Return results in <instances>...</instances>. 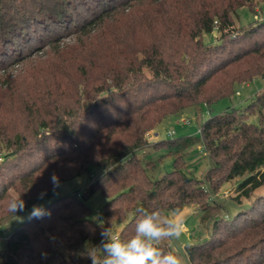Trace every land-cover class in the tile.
Here are the masks:
<instances>
[{"label": "trees", "instance_id": "trees-1", "mask_svg": "<svg viewBox=\"0 0 264 264\" xmlns=\"http://www.w3.org/2000/svg\"><path fill=\"white\" fill-rule=\"evenodd\" d=\"M252 1L0 0V70L49 47L61 53L76 45L72 49L81 53L89 49H83L88 39L91 45L128 8L133 29L151 38L137 52L120 50L119 58L114 46L123 44L117 33L108 31L109 37L101 40L105 59L96 63L104 86L93 88L103 94L93 101L72 100L76 89L69 96L56 86L25 99L19 110L36 118L13 133L9 152L0 157L8 159L0 164V230L14 216L8 211L14 198L9 185L26 210L52 198L61 182L90 166L103 171L83 194L53 198L40 214L17 226L0 248V264H91L87 251L100 245L102 228L90 219L85 200L98 189L108 198L102 226L113 229L115 222H125L121 235L128 239L138 208L165 213L196 203L203 220L212 218L205 179L216 190L245 175L236 198L250 197L264 185V89L242 108L211 114L201 124L200 137L159 140L156 146L174 157L173 169L161 177H151L149 163L138 153L149 143L147 132L166 116L229 96L235 82L264 75V18L238 30L234 26L233 13ZM214 30L222 33L218 42L205 43L203 34ZM232 34L234 38H225ZM83 58L82 68L95 65L93 57ZM44 108L52 109L51 118L39 117ZM251 115L258 116V123L249 121ZM198 142L211 160L205 179L179 167L186 150ZM6 168L13 172L2 174ZM128 211L134 213L127 219ZM160 247L175 252L171 245ZM185 251L189 264H264V193L231 217H215L210 235Z\"/></svg>", "mask_w": 264, "mask_h": 264}, {"label": "rangeland", "instance_id": "rangeland-1", "mask_svg": "<svg viewBox=\"0 0 264 264\" xmlns=\"http://www.w3.org/2000/svg\"><path fill=\"white\" fill-rule=\"evenodd\" d=\"M248 5H253V8ZM128 10H130V8L125 9V13L119 17V20L111 21L110 24V29L118 34L119 41H121V45L123 44L119 47L114 46L116 53L117 51L119 53L116 54L119 58L123 57L122 54L124 53H120V50L125 52L134 50V52H137L141 43L151 39L148 37L147 33L141 35V32L133 29V25L131 24L133 21L130 19L129 13L127 12ZM134 15H136V11H134ZM233 17L236 30L240 28L239 26L250 25L257 19L264 18V0H253L250 4L246 3L245 6L238 8L236 13H233ZM215 25L218 24L215 22ZM110 29H106L103 34L98 33V36L93 37L91 39V45H89L90 42L88 41H90V39H88L86 41L87 43L83 45V49H86L88 46L89 49L81 53L76 52L77 48L72 49V47L76 45H70L67 51L61 53H53L49 47L37 51V54L19 63L12 64L0 70V157L9 152L13 133L17 130H24V122L36 118L34 117L36 114L32 115L30 112L22 113L19 110L25 99H28V96L37 98V96L42 94L41 91L54 88L55 86L62 87L69 96H71L76 89L78 95L74 96L72 100L80 98L82 102L93 101V98L98 94L99 96L103 94L102 92H97L98 90L95 91L93 88L98 89V86L102 87L103 85L100 84L103 71L96 66V63L100 65L105 59L103 58L105 48L103 49L101 47V40L109 37V32L111 33ZM221 36L222 33L219 30L205 32L203 34V41L207 44H215ZM225 38L232 39L234 35H227ZM65 40L66 42H73V38H66ZM84 56L90 59L93 57L95 65L92 64V66L87 64L88 66H86L85 64L87 68H82L81 64L87 62V59H81ZM105 62H108V60H105ZM86 89V93L83 94L82 92ZM262 89H264V75L258 74L250 81L235 82L233 85V92L229 96L221 97L209 104L205 101H200L196 105L188 106L183 111L172 113L163 118L147 132L146 136L149 143L144 149L138 152L142 162L144 164L149 163L148 173L151 177L153 179L159 178L174 167V157L167 154L166 149L156 146L159 140L180 136L200 137L201 124L211 114L220 113L233 108H242ZM48 112H52V109L44 108L37 113L39 117L45 118L47 116V118H51L52 113ZM249 121L258 123V116L251 115ZM7 162L8 159L5 160L4 158L3 161H0V164L3 166L6 165ZM210 166L211 160L209 154L201 142L189 147L186 153L183 154V159H181L179 163V167H181L186 174L201 179H205L206 172ZM102 171V168L98 166H90V169L83 174L61 182L56 194L52 198L42 200L11 217L8 224L0 230V248L5 246L7 236L17 226L23 223V221L33 215L34 206L42 208L53 198L55 199L64 195L72 196L78 192L83 194L87 186L93 179L99 176ZM12 172L13 168L2 170V174H11ZM244 177L245 175L230 179L216 190H214L211 183L205 179V186L209 189L212 196L210 202H213V207L209 209V212L213 214V217L209 218L208 215V217L203 220V214L199 205L196 203L185 205L179 211V215L176 216V219L182 220L185 224L181 237L179 239L164 241L161 245H171L174 251L178 252L184 258L185 264H189L185 251L186 246L206 239L211 233L215 217H220V215L231 217L240 209L247 208L255 197L264 193V185H262L256 188L250 197H237V199V184ZM8 190L12 197H17V192L12 186L9 185ZM107 199L108 198L100 189L95 190L86 198L85 201L91 208L89 217L94 222L97 223L101 221L102 212ZM214 199H216L217 202H215ZM173 212L174 211H169L165 212V214L172 215ZM133 213V211H128L127 219L131 218ZM97 217H99V220L96 219ZM124 223L125 222L117 221L114 223L112 229L113 234L121 239H123L121 229Z\"/></svg>", "mask_w": 264, "mask_h": 264}, {"label": "clouds", "instance_id": "clouds-1", "mask_svg": "<svg viewBox=\"0 0 264 264\" xmlns=\"http://www.w3.org/2000/svg\"><path fill=\"white\" fill-rule=\"evenodd\" d=\"M24 207L25 202L20 196L9 202L8 211L15 216ZM41 212V208L34 206L33 215ZM137 213L139 218L135 222L134 233L128 239L116 237L111 226L105 228L100 221V245L87 251L91 264H185L178 252L160 247L164 241L181 237L185 224L176 219L179 211L167 215L159 209L148 211L138 208ZM96 219L99 220V217ZM98 249L102 255L97 254Z\"/></svg>", "mask_w": 264, "mask_h": 264}, {"label": "built area", "instance_id": "built-area-1", "mask_svg": "<svg viewBox=\"0 0 264 264\" xmlns=\"http://www.w3.org/2000/svg\"><path fill=\"white\" fill-rule=\"evenodd\" d=\"M173 133V132H172Z\"/></svg>", "mask_w": 264, "mask_h": 264}]
</instances>
